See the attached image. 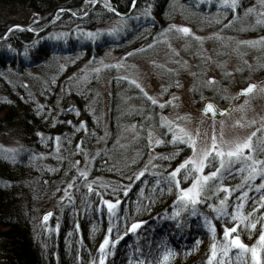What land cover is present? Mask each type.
I'll return each instance as SVG.
<instances>
[{
	"label": "trees",
	"instance_id": "trees-1",
	"mask_svg": "<svg viewBox=\"0 0 264 264\" xmlns=\"http://www.w3.org/2000/svg\"><path fill=\"white\" fill-rule=\"evenodd\" d=\"M95 1L0 0V142L8 135L18 141L14 149L0 143V264H99V248L109 237V227L113 230L105 249V264H160L167 250L176 254L168 264H206L213 240L203 216L212 219L214 214L200 206L202 216L185 213L181 217L184 223L177 227L176 220L169 218L177 198L175 189L171 194L166 190L159 193L169 173L192 150L169 143L172 137L160 127L157 106L123 78L110 80L111 100L104 129L99 77L82 71L88 61L109 48L121 52L140 44H158L172 33L176 16L192 23L222 25V18L231 17L230 8L198 0H137L134 7V0H108L125 15L121 16ZM245 2L241 0V6ZM26 14L31 22L26 21ZM116 18L124 21L117 33L99 31ZM13 26L20 27L8 33ZM34 26L42 32L32 31ZM89 33L98 35L90 37ZM33 68L42 71L26 73ZM126 91L135 96L140 109L121 117L120 104ZM128 121L138 123L139 130L134 140L124 144L121 127ZM149 122L153 125H147ZM149 128L164 141L155 146L154 156L148 143ZM56 137H60L59 144ZM86 149L93 153L87 179L74 173L72 164ZM211 170L215 169L206 168L205 172ZM141 171L145 175L135 179ZM183 174L181 170L180 176ZM191 182L182 180L181 187ZM239 183L237 176L225 185ZM238 195L234 192L228 200L229 212ZM249 195L258 196L256 192ZM117 199L121 203L116 216L111 217L102 201L115 203ZM50 208V221H44L43 214ZM249 210L246 204L243 213L247 215ZM256 215H264V209ZM137 222L142 227L125 235L127 227ZM212 223L217 242L224 227L234 226L223 219H212ZM259 229L258 224L251 234L238 231L245 244L254 246ZM118 237L123 238L112 244ZM234 252L229 253L233 261Z\"/></svg>",
	"mask_w": 264,
	"mask_h": 264
},
{
	"label": "rangeland",
	"instance_id": "rangeland-1",
	"mask_svg": "<svg viewBox=\"0 0 264 264\" xmlns=\"http://www.w3.org/2000/svg\"><path fill=\"white\" fill-rule=\"evenodd\" d=\"M99 1L110 4L108 0ZM198 1L208 4L216 3L220 9L228 8L225 6V0ZM240 2L241 0H237L235 9L230 8L231 17L222 18V25L217 22L211 24L208 21L192 23L176 16L171 26L172 33H167L158 44H140L121 52L109 48L98 58L88 61L82 73L92 71L99 77V92L104 97V129H107L111 100L110 80L114 77L126 78L125 80L130 84L135 80L148 95L157 99L158 104L171 101V105H167L163 109L157 106L159 124H167L168 121H172L174 125L178 124L190 132L195 133L199 129L202 134L207 133V136L202 135L197 140L198 149L203 147L205 142L210 144L209 138L213 131V125H215L216 132L219 133L221 121L224 123L226 139L237 137L243 139L258 128H264V93L259 91V89H264V44L256 43L255 46H250L241 43L244 41L258 42L264 38V2L262 0H247L242 6ZM250 9L251 12H249ZM24 13L29 12L25 11ZM26 15V21L31 22L28 14ZM257 20L261 23H257ZM123 22L120 18H116L100 28L99 31L117 33L123 26ZM183 23L192 28L191 36L175 30L180 28L179 26ZM31 29L42 32L39 26H34ZM193 37L203 39L197 41ZM130 53L131 55H129ZM41 71V69L33 68L27 70L26 73H41ZM212 79H215V84L206 83ZM251 81L256 83L257 91L248 96L240 95V87L251 83ZM173 97L178 99H173ZM135 99V96L129 94L128 91L124 93L120 104L121 117L127 116L133 109H140ZM208 99L222 108L230 104L233 105V109H240L243 106V111H233L231 115H225L219 120L208 118L201 111V103ZM148 115L152 114L148 113ZM178 117H187V119H178ZM237 120H241L245 127H233ZM251 120H255L257 123L249 126L248 122ZM149 123L147 125H153L152 122ZM138 126L139 124L135 121H128L122 125L121 140L124 144L134 140L139 130ZM150 131L153 134L150 149H152L151 155L154 156L155 141L160 138L157 132L149 128L148 133ZM260 135L258 132L257 136L260 137ZM0 143L10 149L18 146L17 138L12 135L3 138ZM84 152L83 157L72 162L74 173L87 172L88 162L93 158V153L87 149ZM192 155L193 153L185 160ZM204 174L207 175L208 172ZM191 183L184 188L189 187ZM46 212H52V209L50 208L44 213Z\"/></svg>",
	"mask_w": 264,
	"mask_h": 264
},
{
	"label": "snow or ice",
	"instance_id": "snow-or-ice-1",
	"mask_svg": "<svg viewBox=\"0 0 264 264\" xmlns=\"http://www.w3.org/2000/svg\"><path fill=\"white\" fill-rule=\"evenodd\" d=\"M93 2V0H89ZM264 2V0H262ZM108 6L107 4L105 5ZM225 6L231 9L237 7V0H225ZM110 11H115L114 9H109ZM147 12V9L145 10ZM251 12V9L249 10ZM59 18V17H57ZM39 23V21H36ZM257 23L261 21L257 20ZM174 27V26H173ZM176 31L191 36L192 30L188 27L176 28ZM113 34V33H109ZM90 37H94L98 34L89 33ZM197 41H201V37H193ZM219 38V37H217ZM249 44L250 46H255L256 43L264 44V38H261L258 42H241ZM151 47V46H150ZM131 55V53L129 54ZM178 55V53H177ZM210 59V58H209ZM171 71V70H169ZM126 79V78H125ZM135 84L137 88L143 93L146 101L150 102L152 106H158L163 109L167 105H171V101H167L164 104H158L157 99L148 95L143 88L136 83L135 80L131 81ZM207 84H215V79L209 80ZM178 86V82H177ZM257 91L256 85H249L246 89L242 90L240 95L248 96L249 94ZM261 93H264V89H259ZM173 99H178L173 97ZM247 103V101H245ZM175 107V105H172ZM204 114H213L212 118L215 119V115L220 116L231 115L233 111H243V106L240 109H231L224 112H220L219 109L215 107L212 103H206L204 107ZM151 119V117H149ZM162 120L164 118H161ZM178 119L186 120L187 117H178ZM249 126L257 123L255 120L248 122ZM161 128H166L165 134H171V140L169 143L173 145H187L192 150V157L185 160L180 164L173 172L169 173L166 178V184L163 188H159V193L163 195L165 190L168 194H171L173 189L176 191V200L174 201L172 208L173 214L170 219L176 220V226L180 227L184 221L181 219L182 215L187 213L188 216L197 217L203 214L199 211L200 206L206 207L209 212L213 213L212 219L221 220L223 219L226 223L233 222V227H224L222 238L219 242L216 239V227L212 223V219L208 216H203V223L208 227L209 232L212 234L213 243L210 246L209 255L206 259V264H264V215L257 216L256 214L264 209V128H258L253 131L251 135L246 138H225V128L224 123L221 121V128L219 133L216 132L215 125H213V131L210 136V144L205 142L203 147L198 149L197 140L202 136H207V133H201L199 129L195 133L188 131L186 128L181 127L178 124L174 125V122L168 121L167 124H161ZM233 127H245L241 120H237ZM260 133V137H257V133ZM57 143L60 142V137L55 138ZM153 139V134L150 131L148 133V143L151 145ZM255 140V142H254ZM164 141L157 139L155 141L156 145L162 144ZM77 147H80L78 145ZM175 155V153L173 154ZM160 159H171V157H159ZM77 163H79L77 161ZM215 169L208 172L205 175V169ZM181 170H183V177L180 176ZM85 179L87 175L85 172L80 174ZM145 175V171H141L135 179H140ZM153 175H156L153 173ZM237 176L240 178V183L234 187H227L225 182L231 178L236 179ZM133 179V177H129ZM191 179L192 183L187 188L181 187V181H187ZM259 179L261 183L256 184L255 181ZM68 187H72L69 184ZM157 187H159V181H157ZM117 189L113 188L115 192ZM88 191L92 192L91 185H88ZM239 193L236 196V203L232 205V211L229 212L228 200L232 197L233 193ZM251 192H256L257 197L253 198L249 194ZM223 193V196L221 195ZM124 195H127V190L124 191ZM106 205L109 215L111 217L116 216V210L118 209L121 201L117 199L115 203L110 201H102ZM248 204L250 210L247 215L243 213L245 205ZM151 206V203L148 207ZM147 210V208H145ZM48 213L44 217V221H47L51 216ZM260 225L259 238L257 245L249 246L245 244L241 238L238 230L251 231L257 229V225ZM142 227L141 222L132 223L130 227H127L125 235L128 233H135L138 229ZM112 227L108 228L109 237L112 233ZM106 237L102 244L100 245L99 252L101 253V258L99 264H105V249L110 245V239ZM123 237H118L116 241H112V244L118 243L119 239ZM199 244V241H196ZM235 252V261L229 253ZM176 254L171 250H167L163 256V260L160 264H168L170 258H174ZM95 264V261L93 262ZM139 264H143L140 261Z\"/></svg>",
	"mask_w": 264,
	"mask_h": 264
},
{
	"label": "water",
	"instance_id": "water-1",
	"mask_svg": "<svg viewBox=\"0 0 264 264\" xmlns=\"http://www.w3.org/2000/svg\"><path fill=\"white\" fill-rule=\"evenodd\" d=\"M136 2H137V0H134V2H133V7L136 5ZM97 3H101L104 7H106L105 5L107 4H105V3H103V2H101V1H97L96 2V4ZM108 6H107V8L108 9H114L115 10V12H117L119 15H121V16H125L124 14H122L120 11H118V10H116L111 4H107ZM131 10H132V8H131ZM63 11V10H62ZM56 16H54L53 18H52V20H51V22L50 23H48V25L46 26V28L47 27H49L51 24H52V21H53V19L55 18ZM18 26H13V27H11L10 29H9V31H8V33H10V31L11 30H13V29H15V28H17ZM179 27H188V28H190L191 30H192V28L189 26V25H187V24H185V23H183V24H181ZM249 85H256V83L255 82H253V81H251V83H248L247 85H245V86H243V87H240V89H239V94L242 92V90H244V89H246ZM257 86V85H256ZM212 103V104H214L215 105V107L217 108V109H219L220 110V112H224V111H226V110H231V109H233V105L232 104H230L229 106H227V107H225V108H222L220 105H218L217 103H215L214 101H212L211 99H208V100H205V101H203L201 104H202V106H201V111H202V113L204 114V107H205V104L206 103ZM212 115L213 114H209V115H205L206 117H210V118H212ZM221 117H223V116H220L219 114H216L215 115V120H219ZM48 213H51V212H46L44 215H43V219H44V217L48 214ZM52 214V213H51ZM51 217V216H50ZM50 217L48 218V220L47 221H49L50 220Z\"/></svg>",
	"mask_w": 264,
	"mask_h": 264
}]
</instances>
